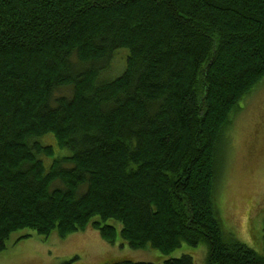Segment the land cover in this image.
Returning <instances> with one entry per match:
<instances>
[{
    "label": "trees",
    "instance_id": "trees-1",
    "mask_svg": "<svg viewBox=\"0 0 264 264\" xmlns=\"http://www.w3.org/2000/svg\"><path fill=\"white\" fill-rule=\"evenodd\" d=\"M263 81L264 0H0V252L25 230L115 244L120 225L134 250L264 264L216 206L226 136Z\"/></svg>",
    "mask_w": 264,
    "mask_h": 264
},
{
    "label": "rangeland",
    "instance_id": "rangeland-1",
    "mask_svg": "<svg viewBox=\"0 0 264 264\" xmlns=\"http://www.w3.org/2000/svg\"><path fill=\"white\" fill-rule=\"evenodd\" d=\"M112 65L109 81L126 69L127 50L120 51ZM120 53V54H121ZM67 93V91L65 92ZM66 95H69L66 94ZM229 129L228 146L223 158L216 189V206L225 236L250 247L264 256V81L239 104ZM115 244L105 241L91 226L84 232L61 238H49L25 230L15 233L0 252V264H110L125 260L164 264L168 259L191 256L195 264H206L207 250L187 244L170 255L147 248L132 249L121 239L118 225Z\"/></svg>",
    "mask_w": 264,
    "mask_h": 264
}]
</instances>
